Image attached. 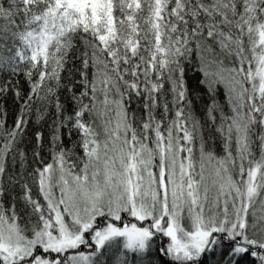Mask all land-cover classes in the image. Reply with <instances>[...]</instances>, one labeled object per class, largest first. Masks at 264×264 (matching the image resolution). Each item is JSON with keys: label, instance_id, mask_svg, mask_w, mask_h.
<instances>
[{"label": "snow or ice", "instance_id": "snow-or-ice-1", "mask_svg": "<svg viewBox=\"0 0 264 264\" xmlns=\"http://www.w3.org/2000/svg\"><path fill=\"white\" fill-rule=\"evenodd\" d=\"M0 264H264V0H0Z\"/></svg>", "mask_w": 264, "mask_h": 264}]
</instances>
